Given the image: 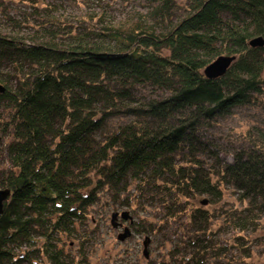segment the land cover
I'll return each instance as SVG.
<instances>
[{"label":"trees","instance_id":"1","mask_svg":"<svg viewBox=\"0 0 264 264\" xmlns=\"http://www.w3.org/2000/svg\"><path fill=\"white\" fill-rule=\"evenodd\" d=\"M24 1L31 10L9 18L13 33L0 30V188L10 191L0 264H88L83 235L107 195L128 206L159 194L164 223L187 215V249L176 240L147 264H216L247 250L243 234L214 244L213 212L188 202L215 205L227 184L245 204L218 212L219 225L239 233L264 218V129L248 128L232 161L201 136L236 108L263 105L264 45L249 42L264 39V0H186L182 15L176 0H144L137 17L105 24L100 14L79 31L46 0ZM219 55L234 59L206 77ZM146 222L137 231L155 230ZM70 238L79 239L71 256Z\"/></svg>","mask_w":264,"mask_h":264},{"label":"rangeland","instance_id":"2","mask_svg":"<svg viewBox=\"0 0 264 264\" xmlns=\"http://www.w3.org/2000/svg\"><path fill=\"white\" fill-rule=\"evenodd\" d=\"M176 1L179 2L177 12L182 15L186 0ZM45 2L51 6L49 8H52L51 14L53 16L77 26L78 31L82 28L81 26H98V15L100 14H102L103 23L112 24L137 17L139 13L145 12L148 8L144 0H46ZM40 6L45 7L43 3L39 4L38 8H41ZM29 10L31 8L24 0H0V30L6 34L13 33L11 26H9L11 24L9 18L21 20L26 15L25 13H29ZM260 102L263 104L262 107L253 105L236 108L233 114L224 119H218L215 124L203 130L201 136L214 142L213 145L211 143L209 145L211 150L219 149L222 158L232 161L231 152L238 148H246L248 146L244 137L246 130L256 126L264 129V99L263 102ZM121 118L123 120L124 117ZM116 120L110 121V124L113 125L122 121L119 118ZM126 120L127 117L124 118V122ZM1 141L3 143V140ZM160 185L161 183H159ZM222 186L225 196L215 205L208 203V197L204 195L194 196L188 202L191 203V208L201 206L213 212L214 216L210 219V229L214 232V244L224 245L236 234H243L247 238L248 243L245 242V245L249 247L247 250H228L227 257L216 260V264H264V218L255 219L256 221L252 222L255 224L249 225L239 233L236 229L232 230L230 226L219 225L221 214L217 215L218 212L227 210L231 206L240 207L245 204V201L239 200V195H237L239 192L236 191V188L227 184ZM150 191L147 190L146 193ZM103 197L104 200L102 201L104 202L101 201L100 204L104 208H100L98 204L94 205L93 209L98 213V217L93 214L97 222H90V232L83 235L84 238L87 237L85 246L88 264H147L149 261L166 258L167 249L175 244L174 241L176 240H180L181 249H187V237L194 236L195 231L191 230L190 226L181 230V224L186 221V214H180L171 221L164 223V207L160 205L161 197L159 194L151 196L147 202L143 199L138 200L135 194L128 206L120 205L117 202L116 205L108 195ZM116 211L118 218L113 222L118 226L114 227L111 222V214ZM121 212L127 213L125 218H121ZM141 221H147L146 223L150 221L155 230L152 233L137 231L138 223ZM124 226L129 228L130 234L120 241L117 236L123 232ZM91 227L94 228L93 232H91ZM179 229L180 233H177ZM78 240L76 238L63 239L62 244L65 245L64 248L70 256L75 254L79 245ZM145 240H147V244L144 248ZM144 249L146 255L143 252ZM246 252L248 255H244Z\"/></svg>","mask_w":264,"mask_h":264},{"label":"water","instance_id":"3","mask_svg":"<svg viewBox=\"0 0 264 264\" xmlns=\"http://www.w3.org/2000/svg\"><path fill=\"white\" fill-rule=\"evenodd\" d=\"M249 44L253 47H257V46H262L264 45V39L261 36L255 37L252 40H250ZM234 57L233 56H228V55H219L217 56L214 60H212L210 63H208L205 68H204V74L206 75V77L208 78H216V77H220L222 76L227 69L229 68L231 62L233 61ZM3 90L2 86L0 85V92ZM0 142H1V138H0ZM10 191L7 188H0V213L2 212V206H3V202L7 199L8 195H9ZM205 202V201H203ZM126 212H121L120 216L121 218H125L126 217ZM118 218V212H112L111 214V222L112 225L118 226V224H115L113 222V220ZM130 234L129 228L127 226L123 227V232L119 233L117 236V239L122 241L124 240L126 237H128ZM147 244V240L144 241L143 246L145 248ZM143 252L146 255L145 249L143 250Z\"/></svg>","mask_w":264,"mask_h":264}]
</instances>
